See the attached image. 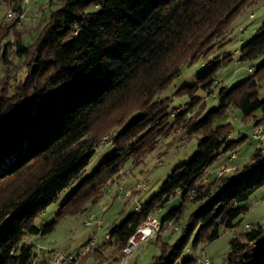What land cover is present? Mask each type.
I'll use <instances>...</instances> for the list:
<instances>
[{
    "label": "trees",
    "instance_id": "1",
    "mask_svg": "<svg viewBox=\"0 0 264 264\" xmlns=\"http://www.w3.org/2000/svg\"><path fill=\"white\" fill-rule=\"evenodd\" d=\"M59 1L31 45L21 37L16 41L15 54L28 58L26 78L12 94L0 90V264L33 263L36 254L23 238L55 229L57 220L43 222V212L82 176L107 131L103 124L112 118L123 124L113 138V153L81 185L91 178L105 182L129 157L136 161L174 127L182 125L187 133L200 131L202 136L194 156L172 171L160 192L87 255L101 262L110 247L116 264L139 226L179 193L182 203L163 221L178 220L189 202L204 204L189 215L184 235L163 243L162 253L151 263L176 264L195 230L194 244L217 239L223 228L236 226L249 208L245 202L264 185V151L259 146L241 169L216 176L208 185L199 183L239 141L229 138L230 123L215 125L229 107L239 108L244 117L260 109L256 125L264 120V99L259 97L264 25L239 49L241 60L263 57L260 65L248 78L219 88V107L203 115L200 109L195 119L186 116L200 100L199 89L212 92L221 63L233 58L227 52L217 55L195 83L182 85L172 96L160 94L185 65L226 45L235 16L257 0ZM8 28L0 24V36ZM1 58L10 69L9 46ZM174 95L189 96L184 108L172 107ZM75 195L58 216L72 213L65 208ZM263 231L259 226L234 237L227 264H264V245H252Z\"/></svg>",
    "mask_w": 264,
    "mask_h": 264
},
{
    "label": "rangeland",
    "instance_id": "2",
    "mask_svg": "<svg viewBox=\"0 0 264 264\" xmlns=\"http://www.w3.org/2000/svg\"><path fill=\"white\" fill-rule=\"evenodd\" d=\"M59 5V0H0V24L4 28L10 26L7 35L0 36V90L6 88V92L12 94L14 88L27 76L28 58H20L15 54V50L18 48L16 44L18 38H23L25 44L31 45L40 28L45 25L50 10ZM10 12L13 13L12 16L9 15ZM3 23L5 25H2ZM262 25H264V0H257L253 4L245 6L235 16L229 31H227L226 38L229 41L226 45L205 54L191 65H185L179 76L160 95L172 96L182 85L195 83L197 77L208 67L210 62L215 60L217 55L227 52L233 58L221 63L212 86V92L199 89L197 94L200 96V100L195 108L191 109V115L187 114L186 116L195 119L197 118L195 115L200 109L201 115H203L219 107V88L221 86H233L248 78L255 73L256 68L260 65L263 57L241 60L239 49L257 35ZM6 46H9L12 62L11 68L8 70L1 58ZM259 97L264 99V73L259 83ZM188 100V95H174L172 107L184 108ZM261 115L262 111L259 109L252 116L244 117L239 108L231 106L222 117L216 120L215 125L230 123L232 128L229 138L239 141L232 150L218 157L206 170L199 183L208 185L216 176H222L234 169H241L258 146L262 147L264 151L263 140L254 137V131L264 127V120L261 121L260 125H256V121ZM122 126L123 124H116L114 118L107 119L101 128L107 131L98 143L96 151L82 176L64 190L59 198L43 212L41 218L43 222L49 223L57 220L55 229L46 235L28 234L23 238L26 243L32 245L36 254L32 264H114L111 260L115 258L116 254L112 252L110 247L104 250L105 253L101 262L91 253L71 263L68 261L56 262L55 257L63 253L79 256L83 244L96 230L94 225L87 226L85 223L89 215L93 213L103 219V227L97 234V243L102 244L107 232L121 224L131 212L140 210L145 202L160 192L164 181L172 171L194 156L202 136L200 131L187 133L182 125L174 127L168 135L160 137L156 146L142 157L136 161L134 156L129 157L121 170L105 182L102 183L98 178H91L81 185L95 171L97 166L113 153V138ZM143 184H146L147 187L142 188L141 185ZM120 185L124 187L121 193L118 191ZM109 186L112 190L106 192ZM127 191H130V194L127 195ZM74 192L76 195L65 208L72 213L58 216L64 203ZM181 203L182 199L178 193L171 197L162 208L157 209L154 215L162 219ZM245 203L249 205V208L240 215L236 226L223 228L217 239L212 241L201 240L194 244L197 234V230H195L176 264H184L186 260H193L187 264H203L197 259L206 257L210 259L209 264H227L231 240L234 237L240 236L242 238L243 233L259 226L264 230V185L258 187ZM202 204H204V200L189 202L182 216L174 222L175 225L179 226V229L174 230L165 227L157 236L140 243L128 259V264H151L162 253L163 243L172 244L184 235V228L189 215ZM252 245H264V231ZM123 258L124 255L118 262H123Z\"/></svg>",
    "mask_w": 264,
    "mask_h": 264
},
{
    "label": "built area",
    "instance_id": "3",
    "mask_svg": "<svg viewBox=\"0 0 264 264\" xmlns=\"http://www.w3.org/2000/svg\"><path fill=\"white\" fill-rule=\"evenodd\" d=\"M13 13L10 12V16H12ZM188 115H191V112L189 111L187 113ZM174 115V114H173ZM254 137L255 138H260L263 140L262 145L264 146V127L257 128L254 131ZM142 188H146L147 185L143 184L141 185ZM112 188L109 186L106 190V192H111ZM124 190L123 185L118 186V191L121 193ZM126 194H130V191H127ZM194 197V192H192L189 196L190 199ZM175 219H170V220H165L163 221L162 219L158 218L157 216L154 215V213H151L147 219L139 226L138 230L129 238L127 245L123 249V262H117V264H128V259L133 255L135 249L140 245V243L149 240L152 237L157 236L162 229L165 227L173 228L174 230H178L179 226L174 224ZM86 225L87 226H92L94 225L96 230L93 234L90 235L88 240L83 244L82 246V251L79 254V256H75L72 253L68 254H58L55 257L56 262H63V261H68L69 263L79 260L83 258L91 249L98 247L99 244L97 243L98 239V232L102 229L103 227V219L102 217L97 216L96 214H90L88 219L86 220ZM110 232H107L105 235V241H108L110 239ZM197 261L203 264H209L210 259L208 257L202 259L198 258Z\"/></svg>",
    "mask_w": 264,
    "mask_h": 264
}]
</instances>
